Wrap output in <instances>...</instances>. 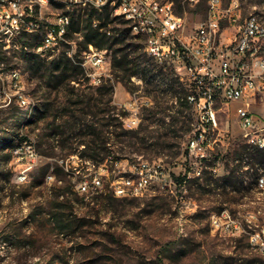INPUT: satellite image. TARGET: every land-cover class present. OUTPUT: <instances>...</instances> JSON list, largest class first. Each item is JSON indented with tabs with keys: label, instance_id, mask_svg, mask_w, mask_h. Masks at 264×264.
Masks as SVG:
<instances>
[{
	"label": "rangeland",
	"instance_id": "rangeland-1",
	"mask_svg": "<svg viewBox=\"0 0 264 264\" xmlns=\"http://www.w3.org/2000/svg\"><path fill=\"white\" fill-rule=\"evenodd\" d=\"M221 1L227 6L232 0ZM208 2L182 1L189 30L206 18ZM238 2L244 17L255 15L264 26V0ZM174 4L177 9L178 3ZM56 13L57 6L52 5L49 14ZM72 15L75 25L73 28L72 20L68 37L71 46L65 44L56 56H40L42 59L49 61L61 57L62 53L75 55L84 50L82 29L87 15L78 10L72 11ZM114 18L120 20L107 27L110 35H113L112 30H123L127 26L126 21V26L120 24L122 16L111 15V20ZM227 30L228 35L234 32L233 28ZM6 40L9 39L0 41ZM40 40V33L32 34L24 52L34 54V44ZM131 43L141 48L128 47ZM13 48L14 41H7L4 50L0 46V264H264V256L250 240V232L264 226V188H258L263 168L259 165L254 166L253 171L242 168L237 151L246 143L233 114L224 117L223 128L229 131V138L218 148L221 163L218 175L204 170L201 178L193 176L185 184L184 179L179 178L181 187L175 195L155 187L143 198H114L109 193L87 198L77 189L80 178L76 179L68 173L67 167L61 166V161L75 154L82 163L90 161L80 157L84 145L79 142L85 138V133L77 140L67 141L68 136L57 134V125L50 127L48 123L52 119L38 122L35 119L41 116L48 102L55 104L52 118L62 114L69 99L78 100L73 91L100 98L99 87H92L87 77L81 75L79 83L52 89L53 86L32 77L31 68L21 60V45ZM116 49L124 50L118 56L135 50L138 51L133 57L146 59L148 56L139 39L117 45ZM113 57L114 53L109 52L108 77L101 86L114 85L111 106L117 107L115 123H122L124 118L120 114L124 112V105L136 102L140 107L139 124L133 130L145 129L149 124L147 118L153 116V112L172 106V83L170 79L158 83V93L151 92L154 87L148 86L142 75H136L132 77L133 89L129 92L113 71ZM81 58L78 56V60ZM173 78L176 80L178 76ZM181 85L189 95L178 78L175 87L180 89ZM20 97L26 99L25 104L19 101ZM109 97L105 96L106 100ZM145 98L150 103L141 106ZM37 107L39 111L35 112ZM186 114V124L164 127L159 125L161 115H157L151 137L134 146L115 142L117 137L105 131L104 135L111 138L108 151L103 154L109 158L105 163L110 177L105 182L106 191L110 181L129 172L132 164L141 160L164 163L175 175L181 174L188 166L185 164L186 145L195 123L192 111ZM123 130L129 131L125 127ZM28 145L33 146L40 159L29 173L28 181L19 184L17 174L21 168L15 162V150ZM78 170L81 175L87 173L81 164ZM232 170H235V180H225ZM49 173L54 176L46 178ZM223 211L240 222L239 230L225 232L213 227L212 219L221 216Z\"/></svg>",
	"mask_w": 264,
	"mask_h": 264
},
{
	"label": "built area",
	"instance_id": "built-area-1",
	"mask_svg": "<svg viewBox=\"0 0 264 264\" xmlns=\"http://www.w3.org/2000/svg\"><path fill=\"white\" fill-rule=\"evenodd\" d=\"M188 1L192 4L198 0ZM49 5L57 6L56 14H49ZM106 9L113 16L122 14L127 26L142 29L143 37L133 35L134 38L144 40L145 50H151L163 64L174 68L189 90L187 102L195 123L186 145L185 164L188 166L178 175L164 163L153 166L152 162L141 160L125 173L133 174V181H122L121 175L109 182L106 191L105 182L110 178L106 164H101V170H94V165L82 163L76 155L61 161L69 174L80 178L77 186L80 194L91 198L109 193L114 198L135 199L160 187L175 195L181 187L179 178H184L185 184L193 176L201 178L204 170L218 175L221 165L218 148L229 138V131L223 128L224 117L232 114L245 143L264 150V29L257 27L255 15H242L238 0H232L227 6L221 0H209L206 18L191 30L186 17L177 13L170 0H0V31L1 28L10 29V39L0 41V46L4 50L7 41H14L13 49L19 48L26 31L39 30L46 34V41L35 44L34 52L42 57L56 56L61 46H71L68 37L72 11L87 14L92 11L102 13ZM93 26L101 34L112 36L107 27H99L98 21H94ZM229 28L234 29L230 35L227 33ZM67 55L75 56L71 52ZM108 55L107 50L93 44L80 54L81 67L92 87H100L108 77ZM19 101L26 99L20 97ZM149 103L150 100L145 98L141 106ZM139 109L136 102L124 105L128 113L123 119L126 129L137 128ZM39 159L40 155L31 145L15 150V162L21 168L17 174L19 184L28 181L29 173ZM238 160L243 169L253 171L247 157ZM80 164L86 167L87 173L81 175ZM174 165L182 167L179 163ZM50 176L54 174L49 173L46 178ZM258 188H264V169ZM239 223L228 211L212 219L217 231H237ZM250 240L264 256V226L253 229Z\"/></svg>",
	"mask_w": 264,
	"mask_h": 264
},
{
	"label": "trees",
	"instance_id": "trees-1",
	"mask_svg": "<svg viewBox=\"0 0 264 264\" xmlns=\"http://www.w3.org/2000/svg\"><path fill=\"white\" fill-rule=\"evenodd\" d=\"M170 1L178 3L177 13L179 15H183L184 8L181 5L183 0ZM86 15L85 26L82 29L85 32L84 49H86L89 44H93L101 50L113 52V71L116 73L118 81L122 83L129 92L133 89L132 77L136 75H142L146 84L154 87L151 92H157V84L162 83L163 81H168V79H170L172 83L173 90L172 106H166L160 112H153V116L147 118V121L149 122L147 127L136 131L123 130V121L120 124L115 123L118 119L114 116L117 114V107L111 106L113 103L112 94L114 92V85H103L99 87L98 90L101 94L100 98L77 94L73 91L72 94L78 96V100L75 102L72 98L69 99L68 102L70 106L68 105L62 114L58 116L55 115L53 118L51 111L55 108V104H51L50 102L46 103L43 113L41 116H37L35 121L38 122L42 119H52L48 123L51 125L50 127L57 125V130L59 131L57 134L68 136L67 141L71 139L77 140L78 137H81L83 133H85V138L79 142L80 145H84V151L80 157L89 159L91 162L99 166L101 164H105L109 159L107 154L103 155L104 153H107L109 147L108 144L111 139L110 137L104 135L105 131H108L109 134H113L117 137V141L115 142L134 146L140 141H147V139L151 137V127L155 123L154 118L157 115H161V119L158 120L161 127L176 126L178 123L186 124L188 121L186 111L191 112L192 109L187 102L189 95L187 94L185 88L182 85L180 89L175 87L176 82H178V78L174 80L173 77L176 74L172 66L167 64L160 65L152 58L148 57L147 54L146 59L141 58V56L133 57L132 54L136 53L138 50L131 53H123L122 56H118V54L122 53L124 50H114L115 46L125 44L127 41L135 39L134 36L131 35L130 28L126 26V22L120 21V24L126 26L123 30H112L113 35L107 36L106 34H101L96 28H94V21L99 22V27H108L111 23L120 19L114 18L111 20V13L108 9L102 13L92 11ZM74 25L75 23L73 18V28ZM82 30L78 29L77 31ZM29 37H31V35L28 34L21 37L20 50L23 53L21 60L27 62L31 68L32 77L36 78L39 83H47V85L53 86L52 89H58L64 85L69 86L72 82L79 83L78 81L81 79L80 76H86L84 69L79 64L81 61L78 60V56H80L79 51L74 57H70L66 53H62L61 57L46 61L35 53L29 54L24 52L27 45H29ZM132 46H136L138 49L141 48L139 44L135 45L132 43L129 44L128 47ZM48 93L49 95L52 94L51 91ZM105 96L110 97L106 100ZM157 105L163 108L159 101H157ZM36 111H39L38 107L35 108V112ZM123 111V114H120V116L125 118L128 113L125 110ZM101 114L104 115L103 118L100 117ZM105 116L108 117L105 118ZM89 117L92 119H89ZM168 118L170 119L169 122H167ZM119 129L122 131H119ZM142 131L144 132L143 136H141ZM123 136L126 138L121 140V137ZM87 137H90V139H87ZM237 155H239L240 158L244 156L247 157L249 160L248 163L252 167L259 165L264 169V150L260 151L245 144L239 146ZM234 178H236L235 170H232L228 176L224 177L225 180L230 181ZM61 196L65 197V194H62ZM108 198L112 199L110 196Z\"/></svg>",
	"mask_w": 264,
	"mask_h": 264
},
{
	"label": "bare ground",
	"instance_id": "bare-ground-1",
	"mask_svg": "<svg viewBox=\"0 0 264 264\" xmlns=\"http://www.w3.org/2000/svg\"><path fill=\"white\" fill-rule=\"evenodd\" d=\"M52 5H49V8ZM123 17L122 14H117ZM256 24L257 27L264 29L263 24L256 18ZM131 32L133 35H135V37H143V30L142 29H135V26H130ZM40 33L41 35V40L37 43V44H42L46 41V34H44V32H39V30H29L26 31L25 34L28 35H32V34H38ZM10 38V29L9 28H1L0 31V40L2 39H8ZM142 42L144 43V40H142ZM147 55L152 58L155 62L159 63V64H163V60L162 59H157L154 55V53H151V50H145ZM37 55H39V53H36ZM189 99V96L188 98ZM23 104L26 103V101H22ZM79 159V158H78ZM85 163H87V165H94V170H101V165H96L91 161H86ZM153 166H163L161 163H153ZM50 178V177H49ZM122 181H133V174H124L122 176ZM217 219V218H216Z\"/></svg>",
	"mask_w": 264,
	"mask_h": 264
}]
</instances>
